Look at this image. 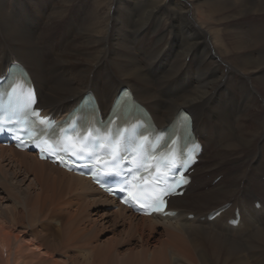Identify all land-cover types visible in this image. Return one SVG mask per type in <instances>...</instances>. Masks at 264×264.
<instances>
[{
	"label": "bare ground",
	"instance_id": "bare-ground-1",
	"mask_svg": "<svg viewBox=\"0 0 264 264\" xmlns=\"http://www.w3.org/2000/svg\"><path fill=\"white\" fill-rule=\"evenodd\" d=\"M44 44L52 50L50 60L41 56L38 46ZM13 63L27 71L43 115L63 120L88 96L97 102L92 118L97 123L98 113L108 115L124 91L159 129L188 116L203 144L191 184L170 200L174 218L136 215L89 179L0 146V162L10 154V163L32 176L31 185L45 196L99 208L106 217H118L129 233L155 237L161 229L160 236L181 240L186 250L190 245L182 234L191 233L214 247L264 249V0H0V77ZM211 150L209 164L199 169ZM214 170L232 173L211 187ZM217 202L223 206H214ZM217 209L222 214L209 222ZM235 209L241 215L237 228L228 225ZM2 227L0 264H33L32 255L21 253L19 235ZM158 251L149 256L145 249L138 257L130 251L120 258L101 248L94 264H168L156 255L167 251ZM216 252L220 249L213 248ZM236 264L247 262L239 257Z\"/></svg>",
	"mask_w": 264,
	"mask_h": 264
},
{
	"label": "rangeland",
	"instance_id": "rangeland-1",
	"mask_svg": "<svg viewBox=\"0 0 264 264\" xmlns=\"http://www.w3.org/2000/svg\"><path fill=\"white\" fill-rule=\"evenodd\" d=\"M193 12L196 13V11ZM198 21L200 24H205L199 17ZM62 31L63 29L59 32ZM76 44H79L78 39L75 41ZM58 45L60 43H57L55 47ZM38 47L44 59H52V50L49 46L44 44ZM151 71L154 70L151 69ZM40 106L42 107V104ZM212 143L215 141L212 140ZM211 151V155L201 161L199 169L203 166L206 168L209 164L214 154V150ZM10 158V154L5 153L0 162V227L3 225L5 230L9 229L19 235L21 253L32 255L33 264H41L42 262V264H94V255L101 248H108L114 256L117 255L120 258L127 257L130 251H134L133 254L137 257L145 249L149 256L159 252L158 250L162 253L167 251V254L156 255L165 256L163 261L168 264H236L239 257H242L247 264H264L262 262L264 261V249L262 248L251 251L248 246H239L240 250L236 251L227 246L214 247L207 241L198 240V236L191 233L192 235L182 234L188 240L186 243L190 245V249L186 250L184 242L181 240L172 239L169 242L168 238L160 236L161 229H157L155 237H151L148 232L142 236L138 232L129 233L127 227L118 217H106L99 208L84 209L81 202L76 199L61 200L45 196L38 188L31 185L33 177H26L23 172H19V169L10 163ZM5 168L6 170H4ZM224 170L226 171L227 168ZM231 170L226 173L217 170L210 172L208 182L214 181L208 184L213 187L219 181L216 180L217 178L222 179L225 176L224 179H226L232 173ZM260 178L261 176L258 177V179ZM259 181H263L264 184V177L262 181ZM207 189L208 187L203 188L205 191ZM226 201H232V199ZM222 204L217 202L214 206H223ZM114 210L117 209L114 207L111 211ZM190 216H192L189 217L190 221H196L197 215H195L196 219L193 215ZM190 231H194V229L188 230V232ZM245 235L247 234L245 233ZM26 241L31 242L34 249L25 246L28 245ZM15 246L18 248V242L15 243ZM177 247L184 253H180ZM202 248H205V254H200ZM213 248L220 249V252L213 255ZM172 250L174 253L171 252ZM149 256L147 260H150L151 257ZM133 262L140 264L139 260H133Z\"/></svg>",
	"mask_w": 264,
	"mask_h": 264
},
{
	"label": "snow or ice",
	"instance_id": "snow-or-ice-1",
	"mask_svg": "<svg viewBox=\"0 0 264 264\" xmlns=\"http://www.w3.org/2000/svg\"><path fill=\"white\" fill-rule=\"evenodd\" d=\"M73 147H76V145H73ZM72 154L73 155H81V154H83V155H91V153H87L84 148H79L78 150L73 151ZM156 204H157V207L155 208V210L159 211V212H163V208L160 206L162 204V201L160 200L159 197L156 200Z\"/></svg>",
	"mask_w": 264,
	"mask_h": 264
}]
</instances>
